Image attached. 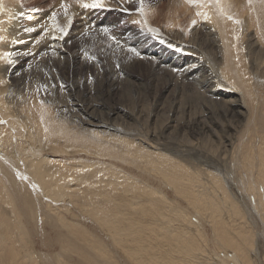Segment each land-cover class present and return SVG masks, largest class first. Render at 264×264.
<instances>
[{
	"label": "bare ground",
	"instance_id": "bare-ground-1",
	"mask_svg": "<svg viewBox=\"0 0 264 264\" xmlns=\"http://www.w3.org/2000/svg\"><path fill=\"white\" fill-rule=\"evenodd\" d=\"M25 1L0 0V56L14 52L17 60L0 59V264H71L73 256L79 264H264V0H221L240 24L187 0H105L120 9L134 2L141 24L158 25L147 24L156 30L151 37L127 29V45L114 49L119 59L131 57V69L148 77L177 73L196 93L194 105L181 98L161 123L135 108L101 115L95 103L57 102L75 66H57L67 56L62 45L81 43L100 21L80 0L48 10ZM62 4L82 32L74 27L53 40L51 14L67 23ZM108 52H98L95 65ZM43 59L63 73L55 87L28 81ZM168 80L152 107L170 90Z\"/></svg>",
	"mask_w": 264,
	"mask_h": 264
},
{
	"label": "rangeland",
	"instance_id": "rangeland-1",
	"mask_svg": "<svg viewBox=\"0 0 264 264\" xmlns=\"http://www.w3.org/2000/svg\"><path fill=\"white\" fill-rule=\"evenodd\" d=\"M23 1H25V0H23ZM60 1L61 0H54V1L53 0H33V1L29 0V4L27 3L28 1H25L26 2L25 7L26 8L27 7H33V8H37V9L41 8V10H48L52 7V5H55V3L57 4ZM72 1L73 0H71V2ZM123 1L124 0H120V3L122 4ZM163 2H164V0L158 1L157 5L159 3H163ZM21 3H23V2L21 1ZM30 3L32 4L31 6H29ZM36 3H37V5L35 6ZM125 5H126V7H130L132 10H134L130 14L132 16L125 14L123 11H121L119 5L118 6H111L109 9H112V10H103V9L94 10V11L92 10L94 12V14H93L94 19L93 20H95V18H96L97 21H100V23L98 25L99 29L98 30H94V29L88 30L85 33L83 32L81 34V37H84V38H82L83 41H81V43H79V42H72V43L69 42L68 43L67 42L65 45H62L63 51L65 52V55H67V56L65 57L64 60L56 62V64L58 63L57 66L60 67V65H61L60 68L69 67L72 62H73V65H75V66L73 67V69H71L72 66H70V69L73 71V73L70 75L65 74V78H63L62 87L60 90V92H62V93L60 95H53V96L56 99V101L61 103V104L64 102L75 103V104H85V105H87V104L90 105V104H94V103L98 104L99 106L98 105H95V106L99 109L98 112L100 114L103 113L101 115H104L108 111H110L111 110L110 108L117 109V107H119V106H123L125 108H130V109L135 108L136 110L138 109L137 113L139 116H146L147 112L152 113V115L155 116L152 122L161 123L163 121L162 118H164L167 115V112L169 111V107L172 106L173 103L180 102L181 98L187 105H190V104L194 105L195 102L198 101V100H195V99H197L195 97L196 93H194V91L192 89H190V86L185 88V90L182 88L183 87L182 84L184 81L177 78V73H175V75L172 76V75H168V74L164 75L160 71H155V72H151L149 74V77H148L146 74V71L144 69H133L132 70L131 69L132 67L130 66L132 64V63H130L131 62L130 59H125V60H124V58L119 59L117 52H116V50L114 52V49H117V47H119V45H122L121 48L119 47L120 49L124 48L127 45V41L124 42L125 38H127V35H126L127 29L129 30V28H131L132 31H130V33L133 32V34H136V35L146 34L148 37H151L150 33H148V31H147V29L149 28V27H147L148 26L147 24H149L150 22L145 21L147 24H141V22L139 20V15H137L138 9H136L137 7L134 6V2H126ZM150 5L152 6V8H156V4H150ZM45 7H47V8H45ZM148 8H149L148 5H146V14L148 13V15L150 16V20H151L152 17H151V14L148 12ZM132 17H134V18H132ZM135 21H139L140 23H135ZM90 24L92 25V22H90ZM91 25H87V27L88 26L91 27ZM130 25L138 27L139 30L131 27ZM150 25L158 28V25L155 23L151 22ZM74 27L76 28V26L74 25L71 27L70 31H72V30L74 31ZM104 28L108 29L107 37H105V33L103 31ZM140 28H142L143 30H141ZM75 30L76 31L79 30L80 32H82V28L79 29L77 27ZM18 35L22 36L19 33L12 34V36H13L12 39L15 40L16 38H19ZM15 36H16V38H14ZM110 36H115L116 40H121L124 43L119 44V45L116 44V46H115L113 44L117 41L110 39L109 38ZM133 40H137V39H133ZM98 43L101 44L102 47L97 46ZM105 49L109 50L107 57L101 58L99 60L100 63L102 62L103 64L95 65V62L98 61L96 54L98 52H100L101 50H105ZM85 52H87L89 54V56L96 57V59L95 60H88L87 58L85 59V57H83ZM152 54L158 55L159 53L156 51V52H152ZM152 54L150 55L151 57H152ZM49 58H50V56H49ZM73 60L76 61V64L74 63ZM85 60H86V62H85ZM53 62H54V60H52V61L48 60L47 61V60L43 59L41 63L33 64L32 67L33 66L34 67L33 68L31 67V69L28 71V74H27L28 81H30V79H31L34 81L33 83H36L35 81H37V79H43V81L46 80L47 87H50L57 80L54 76H57V77L61 76V79H62L63 73H61V72L58 73L56 71V67H55V64ZM62 63H63V65H62ZM117 64H120L119 69L116 68ZM75 67L77 69H75ZM50 70H51V72L49 75ZM143 70H144V72H143ZM121 73H123V75H121ZM67 76H69V77H67ZM168 76H172L171 80L170 79L168 80ZM152 77H153V79H152ZM196 77H197V75H196ZM71 79H72V81H71ZM65 80H67V81H65ZM167 80L170 82L171 88L166 93L164 99H162V101L160 102L162 105L159 103V106H157V108L152 107L151 103H152V100L157 93L156 91H158V89L161 88L162 85L165 82H167ZM175 80H177V82L172 86V84L174 83ZM47 81H49V82H47ZM149 83H151V84H149ZM194 83L191 85V87L194 86ZM30 84H31V82L29 83V85ZM157 84H159V85H157ZM73 88H75V89H73ZM77 89H78V91H77ZM79 89H80V91H79ZM101 89H103V90H101ZM64 90H66L67 92ZM91 90H93V92ZM81 92H83V93H81ZM65 93L67 95H65ZM90 94L92 95V97ZM78 95H79V97H78ZM66 96H67V98H66ZM84 96H86V97H84ZM88 96H90V97H88ZM60 98H61V100H60ZM64 98H66L65 101H64ZM70 100H71V102H70ZM188 102H190V103H188ZM154 120H156V121H154ZM152 122H150V123H152ZM96 129L100 130L98 128H96ZM50 158H52V157H50ZM22 192H24V191H22ZM28 193L34 195L33 191L31 189H28ZM35 249H36V251H41V246L37 244V245H35ZM44 251L45 250H43L42 252H44ZM46 251L51 252L52 254H55V255H57L59 253L58 249H46ZM73 257H72V259L75 263L73 261H72L73 263L71 261L69 263L79 264V262H80L79 258H76L75 256H73ZM75 258L77 260H75ZM262 258H263V256H262Z\"/></svg>",
	"mask_w": 264,
	"mask_h": 264
},
{
	"label": "snow or ice",
	"instance_id": "snow-or-ice-1",
	"mask_svg": "<svg viewBox=\"0 0 264 264\" xmlns=\"http://www.w3.org/2000/svg\"><path fill=\"white\" fill-rule=\"evenodd\" d=\"M187 2L191 5H195L197 7L200 8H204V7H208V6H215L216 9L218 10L220 15L223 16H227V19L229 20H233L234 23L236 24H240L241 21L239 20H234V18L231 15H228L225 12L224 7L222 6L221 0H187ZM249 3H251V0H249ZM80 6L83 9H87V10H112L108 8V5L106 4L105 0H80ZM61 7L64 9L65 12V16L67 17V23L64 24V26H60L57 23V14L55 12H53L50 16V20H51V25H52V30L57 33L58 35H54L52 37L53 40H60V41H64L66 39V37L68 36L71 27L74 23L73 18L70 16H67V5L62 4ZM121 11H123L124 13H130L131 10L127 7H121ZM138 11H143V8L141 6L140 9H138ZM19 15L21 17H23L24 13L20 12ZM197 16H201L203 18V20L207 21L210 19L209 15L207 14V12H197L196 13ZM135 23H140L139 21H135ZM197 21L196 20H192V25H196ZM23 31L25 32H33L36 31V28H25L23 29ZM49 31V29L45 28L44 29V33L47 34ZM105 34H108V29L104 28L103 29ZM148 32L155 34L156 30L152 29V28H148L147 29ZM112 40H116L115 36H110L109 37ZM237 40H239V36L236 37ZM163 42V41H161ZM13 43L18 44L19 41H13ZM117 44L119 45V42L117 41ZM122 47V45H119ZM170 47L172 46L171 44L169 45ZM177 50H181L179 49V47H177ZM127 51L132 53L133 55L140 57L141 53L138 52L134 47H129L127 48ZM15 55L14 52H4L2 54V56H0V59H3L4 61H6L7 66H12L14 64H17V60L13 59V56ZM25 55L26 56H32L33 58L36 56L35 53H31L28 51H25ZM52 55H56L55 50H53ZM84 56L88 59V60H95L96 57L94 56H89V54L87 52L84 53ZM131 59V57L129 58ZM30 67V65H28ZM116 68L119 69L120 68V64L116 65ZM176 69L174 68L173 71H175ZM15 71V69L13 70ZM51 70L49 71V75H50ZM121 75H123V73H121ZM53 87H55V85H52ZM22 179H27V177H22Z\"/></svg>",
	"mask_w": 264,
	"mask_h": 264
}]
</instances>
